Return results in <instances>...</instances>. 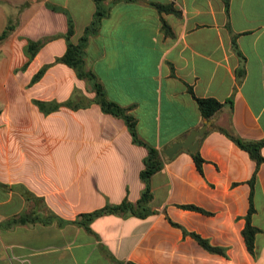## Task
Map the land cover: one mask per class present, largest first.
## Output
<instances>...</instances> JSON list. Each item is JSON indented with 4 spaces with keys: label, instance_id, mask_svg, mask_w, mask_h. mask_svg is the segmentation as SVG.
Here are the masks:
<instances>
[{
    "label": "crops",
    "instance_id": "1",
    "mask_svg": "<svg viewBox=\"0 0 264 264\" xmlns=\"http://www.w3.org/2000/svg\"><path fill=\"white\" fill-rule=\"evenodd\" d=\"M102 6L84 67L160 156L162 166L148 182L153 213H107L88 228L69 222L106 203L137 201L147 148L95 102L44 114L32 101L61 102L75 90L94 97L89 82L54 60L65 52L68 18L76 43L95 1L0 0V33L12 27L0 39V264H264V162L251 193L255 161L213 129L264 140V0H102ZM29 40L42 44L23 67ZM45 64L51 65L30 84ZM207 97L223 106L198 138L201 174L190 151L169 159L164 152L204 124L196 98ZM250 200L258 228L252 253L241 233ZM24 213L56 218L11 223ZM170 220L225 255L205 250Z\"/></svg>",
    "mask_w": 264,
    "mask_h": 264
},
{
    "label": "trees",
    "instance_id": "2",
    "mask_svg": "<svg viewBox=\"0 0 264 264\" xmlns=\"http://www.w3.org/2000/svg\"><path fill=\"white\" fill-rule=\"evenodd\" d=\"M94 1L96 4L95 15L92 21L90 22V24L86 26V28L83 31V34L80 36V38L76 43H73L71 41V36L74 33V29L71 18H68L67 31L64 34L66 40V49L61 56L55 58L54 60V62H60L71 67L75 71L78 78L85 79L87 82H89L91 84L92 90L94 91L95 94L94 97L92 99H88L81 92L75 90L73 95H71L68 99L61 102L55 100H51V101H42L36 99L32 100L33 103L44 114H48L52 111H55L59 109L61 106L75 110L79 108H84L88 106L91 102H95L100 106V109L104 113H109L115 117L121 118L124 121L125 125L127 126L129 133L131 134L133 142L136 144L144 145L147 148V155L143 160V168L141 169L139 174L145 186L142 189L138 200L135 202H131L125 198L120 203L117 204L106 203L103 207L99 209L87 213H81L77 216L76 219L69 221L75 224L82 225L86 228H88V225L94 218L107 213H115V214H123V215L131 214L138 217H145L146 215L153 213L152 209L149 207V203L152 199V193L148 185V182L150 177L162 166V161L160 160V156L157 150L150 145H146L143 141H141L138 138L135 132L134 118L127 113L126 108L119 106L118 104L107 98L101 84L97 82V80L95 79L94 74L90 71H87L84 67V47L87 38L95 33L101 18L105 15V11L102 6V0H94ZM11 29H12L11 25L7 24V26L0 33V39L5 38ZM41 44H42V40L28 41L27 47L25 48V54L27 55L28 60L26 61L23 67H25L27 63L34 57ZM49 65L51 64H45L42 68H40L32 76L30 80V84L39 80L43 75V73L45 72V70L47 69V67H49ZM196 101L198 103V107L201 112V115L203 116L204 120H208V121L223 106L222 102L210 97L196 98ZM213 129H217L222 133H224L239 148L245 150L249 154V156L255 161L256 163L255 170L250 180L248 181L252 193V189L254 187V183L257 177V171L259 165L262 162H264V156L261 154V148L264 147V140H246L236 135L232 131H229L228 129L219 126H213ZM190 155L193 158L196 169L199 171V173L202 174V166L204 163V159L200 155L199 150L190 152ZM178 206L183 209L193 210L207 215L211 214L209 211L193 204H181ZM253 211L254 208L250 200L247 214L244 216L245 223L241 231L246 249L249 253L253 252L254 238H255V234L258 231V228L252 225L251 223V215ZM55 218L56 216L54 214L45 218L37 213H24L14 218L11 223L24 224L35 221L48 223L50 221H53ZM58 222L59 224H61L63 221L58 219ZM170 223L174 226L180 227L183 231V234L190 235L205 250L211 253H217L223 256L225 255V248L212 245L208 239L203 238L202 236H200L195 232L187 231L178 223H175L171 220Z\"/></svg>",
    "mask_w": 264,
    "mask_h": 264
},
{
    "label": "water",
    "instance_id": "3",
    "mask_svg": "<svg viewBox=\"0 0 264 264\" xmlns=\"http://www.w3.org/2000/svg\"><path fill=\"white\" fill-rule=\"evenodd\" d=\"M210 122L208 120H204V124L198 128L191 130L183 140H177L171 143L164 152L165 158L169 159L175 155V153L180 149H186L190 152H194L198 147V138L201 137L205 131L207 130Z\"/></svg>",
    "mask_w": 264,
    "mask_h": 264
}]
</instances>
